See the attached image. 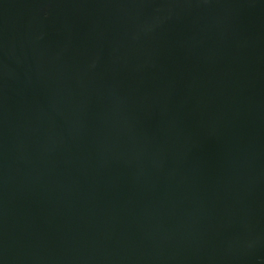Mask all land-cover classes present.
<instances>
[{"label": "water", "instance_id": "1", "mask_svg": "<svg viewBox=\"0 0 264 264\" xmlns=\"http://www.w3.org/2000/svg\"><path fill=\"white\" fill-rule=\"evenodd\" d=\"M80 2H0V264H264V0Z\"/></svg>", "mask_w": 264, "mask_h": 264}, {"label": "rangeland", "instance_id": "2", "mask_svg": "<svg viewBox=\"0 0 264 264\" xmlns=\"http://www.w3.org/2000/svg\"><path fill=\"white\" fill-rule=\"evenodd\" d=\"M6 0H0L3 2ZM24 11L18 21V31L32 33L43 28L56 26L59 16L82 17L87 14L80 0H19ZM168 234L162 228L149 231L142 240V256L146 263H153L167 250Z\"/></svg>", "mask_w": 264, "mask_h": 264}]
</instances>
